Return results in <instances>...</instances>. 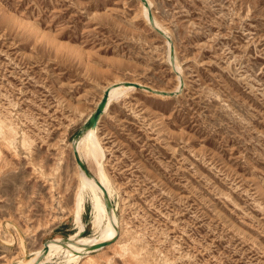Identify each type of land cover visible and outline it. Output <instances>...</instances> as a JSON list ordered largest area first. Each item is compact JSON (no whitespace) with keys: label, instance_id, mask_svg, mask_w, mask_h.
Listing matches in <instances>:
<instances>
[{"label":"rangeland","instance_id":"1","mask_svg":"<svg viewBox=\"0 0 264 264\" xmlns=\"http://www.w3.org/2000/svg\"><path fill=\"white\" fill-rule=\"evenodd\" d=\"M145 1L0 0V264H264V0ZM120 80L165 95L134 88L97 124L124 243L42 259L106 223L88 190L76 235L71 143Z\"/></svg>","mask_w":264,"mask_h":264},{"label":"bare ground","instance_id":"2","mask_svg":"<svg viewBox=\"0 0 264 264\" xmlns=\"http://www.w3.org/2000/svg\"><path fill=\"white\" fill-rule=\"evenodd\" d=\"M145 2H147L148 5L150 6V3H151L150 0H146ZM141 3L143 4V6H146V4L144 5V3L142 1H141ZM145 8L146 7H144L143 9H145ZM143 14H144L145 18H147L148 15L146 13V10H144ZM152 20L156 24L157 28H159L161 31H163L165 33V35L168 34L167 30H165V28H163L157 22V20L154 17L152 18ZM168 43H166V44L168 45ZM168 46H167V48H168ZM174 60H175V58H174ZM175 62H176V60L174 61V63ZM175 66H177V65H175ZM125 83H126L125 81H121L120 80V81L112 82V83L108 84L106 87H104V89L102 91V94L100 96V99H101V97H102V95H103L105 90H109V91H108V97H107L106 103H105V105L103 107L102 113L106 110L108 104L110 103V101L112 99H119L120 97L125 96L127 93H129L130 91H132L134 89L133 86L126 85ZM130 83H139V82L138 81H131ZM139 84L143 85L144 83L143 84L139 83ZM178 84H177L176 88L178 87ZM145 86H146V84H145ZM176 88H174V89H176ZM156 92H158V94ZM161 92H162V90H154V88H153L151 91H149L148 94L152 93V94H154L156 96L164 97L165 95H163ZM100 99L98 100V102L100 101ZM102 113H101V115H102ZM101 115L99 116V118H98V120H97V122H96V124L94 126L86 127L80 133V135L75 139L74 143L73 144L71 143V150L72 151L73 150L76 151V153H77L78 157L80 158V160L82 161V163H84V157H85L86 159H90V160L95 161V164H96L95 166H97L96 167L97 176L93 175L94 177H92V175H90V174L86 175L83 172V170L80 168V166L78 165V163L76 162V160L74 158L75 163H76V167L78 169L77 174H78V178H79V184H78L77 190L75 192V197H74L72 211H73V213L75 215V220L78 223L79 228H80L78 230V232L76 233V235H78V233H80V231H81V224L79 223V221H80V216H81V213H82V210H83V207H84V194L86 195L85 192L89 190L92 193V196L91 195L90 196L92 197V200H93V205L92 206H93V209L95 210V215L93 217L94 218L93 219L94 220V224L96 225V227L99 228V226H101V224L103 223V219L104 220L106 219V223L103 225V227L100 228L99 234L97 236H95L94 238L81 237V238H78V239L75 240V236L74 235H70L69 238L64 239V240H61L59 238H54L51 241L46 242L39 250H37V253H40V256L42 257V259H48L51 255L52 256L54 254L58 255L59 252L65 251L66 257H68V259L76 261L79 258V254H77L76 252L79 253V251H82V253H83L85 250H87L89 248H97V250H100L101 249L100 246H101L102 243H108L109 241H111L113 239H115V240H114V242L111 245H114V248H115V246L122 245L124 243L123 242L124 238H122L120 235L118 236V234L120 232L116 231V228H115L114 224H112V222L110 221V216L108 218V214H109L108 203H109V200H110L111 189L112 188L110 186V177H108L109 175L107 176L105 174L104 169L102 167L103 165H101V163H100V160H101V158L103 156V151H102V148L99 145V142H98V139H97V136H96V128H97V124H98V122H99V120L101 118ZM54 119H56V118H54ZM2 122H4V121L1 120V116H0V130L3 127H5ZM9 130H10V128H9ZM5 131L8 132V128L7 127L4 128L3 132H5ZM5 134H6V132H5ZM4 137L6 138L8 136H4ZM23 142H24V140H23ZM25 144H27V143H25ZM4 162H2V164L0 165V168H2L3 165L5 166L6 163H4ZM92 214H93V212H92ZM111 216H113V218L115 217L114 216V212L112 210H111ZM73 239H74V241H73ZM82 246H84V247H82ZM44 247L46 248L45 252H43V249H42ZM118 247H120V246H118ZM35 255H36V253H35ZM88 261H91V260H88ZM32 262H33V259H29V260L23 259L20 263L21 264H30ZM146 262H148V261H146ZM143 263H145V262H143Z\"/></svg>","mask_w":264,"mask_h":264},{"label":"water","instance_id":"3","mask_svg":"<svg viewBox=\"0 0 264 264\" xmlns=\"http://www.w3.org/2000/svg\"><path fill=\"white\" fill-rule=\"evenodd\" d=\"M149 20L150 22L152 21V17L149 15ZM162 33V32H161ZM126 85H131L133 86L134 88H138V89H146L147 91H151L152 89L146 87V86H143V85H140L138 83H130L131 81H125ZM108 91L109 90H105L100 101L97 103L94 111L91 113V115L88 117V119L86 120L85 122V125L84 127H90V126H94L99 118V116L101 115L102 113V110H103V107L106 103V100H107V97H108ZM153 92V91H152ZM155 92V91H154ZM73 152V156L76 160V162L78 163V165L80 166V168L83 170V172L86 174V175H89L88 171L86 170L84 164L82 163V161L80 160V158L78 157L77 153L75 150L72 151ZM46 251V248L44 247L43 248V252Z\"/></svg>","mask_w":264,"mask_h":264}]
</instances>
